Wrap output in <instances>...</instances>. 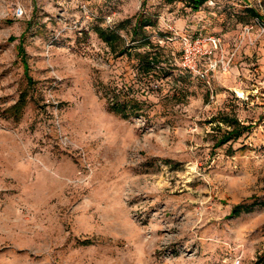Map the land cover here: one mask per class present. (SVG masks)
Returning <instances> with one entry per match:
<instances>
[{"label":"rangeland","instance_id":"rangeland-1","mask_svg":"<svg viewBox=\"0 0 264 264\" xmlns=\"http://www.w3.org/2000/svg\"><path fill=\"white\" fill-rule=\"evenodd\" d=\"M137 15L157 47L115 56L94 27L129 18L131 45ZM200 35L220 39L207 78L179 67L183 38ZM149 50L153 77L135 56ZM113 89L141 109L109 111ZM234 120L247 128L219 144ZM252 202L264 0H0V264H264V206L231 214Z\"/></svg>","mask_w":264,"mask_h":264},{"label":"trees","instance_id":"trees-1","mask_svg":"<svg viewBox=\"0 0 264 264\" xmlns=\"http://www.w3.org/2000/svg\"><path fill=\"white\" fill-rule=\"evenodd\" d=\"M166 1L171 2L172 0ZM186 1L187 5L191 7L192 10L196 11L203 3L207 2L208 0ZM245 11L248 15L260 19V15L255 10V8L247 7ZM135 19L136 20L134 24L131 26L130 42L133 43L131 45H128L125 38L118 33V30L125 29L127 25L130 24L129 18L120 21L114 28H103L99 25H96L94 27L98 37L110 47L111 52L114 53L115 56H131L133 54L131 51L133 47H148L149 49H154L155 47H157V45H154L150 38L144 34V27L149 25V20H143L142 16L140 15H137ZM19 53H23L22 48ZM135 56L138 59V69L140 70L141 74L153 77L154 75H158V73H162L163 68L160 66L162 60L159 56H157L155 52H152L150 50L137 52L135 53ZM157 69H159V71H157ZM105 94H110V98L107 104L108 110L119 114L122 118H128L131 114H135L138 112V110L141 109L140 101L134 98L130 93H125L123 90L113 89L109 91V94L107 92H105ZM25 103V94H21L20 99L10 107L12 115H18L20 113V110L24 107ZM234 121L235 125L232 126L230 130L225 132V134L219 141V144L226 143L227 141L233 138H238L239 136H241L242 131L247 128V126L241 125L237 120ZM257 204L264 206V202H252L251 204H237L232 208L231 214L232 216H238L242 212H249Z\"/></svg>","mask_w":264,"mask_h":264},{"label":"built area","instance_id":"built-area-1","mask_svg":"<svg viewBox=\"0 0 264 264\" xmlns=\"http://www.w3.org/2000/svg\"><path fill=\"white\" fill-rule=\"evenodd\" d=\"M219 43L220 39L214 36L184 37L179 67L192 76L207 78L208 73L215 69L216 62H212V58Z\"/></svg>","mask_w":264,"mask_h":264},{"label":"bare ground","instance_id":"bare-ground-1","mask_svg":"<svg viewBox=\"0 0 264 264\" xmlns=\"http://www.w3.org/2000/svg\"><path fill=\"white\" fill-rule=\"evenodd\" d=\"M239 93V95H242V93H240V92H238Z\"/></svg>","mask_w":264,"mask_h":264}]
</instances>
